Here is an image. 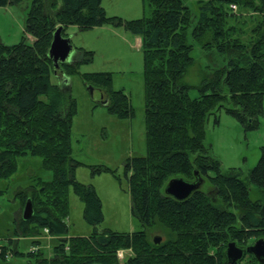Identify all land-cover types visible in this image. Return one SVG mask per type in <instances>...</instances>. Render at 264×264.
Instances as JSON below:
<instances>
[{
	"label": "trees",
	"instance_id": "obj_1",
	"mask_svg": "<svg viewBox=\"0 0 264 264\" xmlns=\"http://www.w3.org/2000/svg\"><path fill=\"white\" fill-rule=\"evenodd\" d=\"M22 1L0 0V7ZM143 1L151 8L150 16L123 22L107 17L101 0H32L23 28L33 38L31 43L0 44V179L16 172L20 156L40 157L53 175L51 181L37 179L16 194L21 209L31 201L33 213L27 221L15 218L14 231L37 238L47 229L55 239L51 257L45 258L40 250L27 253L35 264H226L228 243L245 249L250 239L264 240V146L246 183L241 170L222 171L204 143L205 125L219 110L246 129H253L262 113L264 0H196L194 12L186 0ZM230 5L236 6L237 14ZM248 13L257 20L245 42L239 23ZM105 24L123 26L140 39L142 51L146 153L124 163L130 212L140 226L130 233L97 231L103 219L100 199L91 185L75 179L82 164L71 155L76 102L66 83L50 82L48 49L56 27H63L65 36L68 26L83 31ZM189 27L203 50L223 60L203 69L194 85L184 82L194 64ZM77 50L76 60L60 65L64 76L79 74L86 85L105 93L109 113L130 118L128 96L106 90L109 74L79 73L77 63H89L93 55ZM191 89L196 96H190ZM90 171L92 176L114 175L103 166ZM176 177L188 182L198 177L207 188L175 200L164 188ZM249 183L258 191L255 200L249 197ZM69 188L84 204L83 219L94 226L88 236L66 238ZM156 228L164 234L158 244L147 234ZM121 249H131L133 255L119 262L116 252ZM243 261L256 264L247 253Z\"/></svg>",
	"mask_w": 264,
	"mask_h": 264
},
{
	"label": "rangeland",
	"instance_id": "obj_2",
	"mask_svg": "<svg viewBox=\"0 0 264 264\" xmlns=\"http://www.w3.org/2000/svg\"><path fill=\"white\" fill-rule=\"evenodd\" d=\"M58 2V0H56ZM196 0H186V4L195 11ZM32 0H23L18 5L0 7V44L13 46L21 41L31 43L33 38L24 33V23ZM59 3H57V6ZM101 6L107 17L118 18L123 22L138 20L150 16L151 8L143 0H101ZM232 6V7H231ZM233 6L235 9H233ZM230 10L237 14L235 5ZM257 18L252 13L246 14L240 21L243 40L246 42L251 33L252 24ZM188 41L193 44L192 56L194 64L184 76V82L194 85L203 69L223 64L221 57L212 50H203L190 35ZM73 47L91 51V62H78L79 73H107L110 76L106 90L123 92L128 96L132 107L130 118H118L102 106H94L105 98V93L92 85H86L79 74L67 77L70 94L76 102V113L72 117L70 127V145L72 157L82 165L75 171V179L83 184L91 185L101 202L103 219L96 225L97 231L110 230L118 233H130L140 229L130 212L128 181L125 176L124 163L135 156L146 153L144 126V77L141 45L133 34L123 26L105 24L99 27L80 31L75 26L65 29ZM214 51V50H213ZM77 58V57H76ZM74 58V60H76ZM80 58V57H78ZM69 63V61L67 62ZM61 68V67H60ZM50 75L52 84L62 83L60 72ZM91 89V94L90 90ZM190 96H196L191 89ZM262 113L252 129H246L234 117L224 110H219L216 118L210 117L205 125L204 143L209 146L210 155L220 162L222 171L228 169L241 170L242 179L256 165L260 157V148L264 146V96L262 97ZM103 166L114 173H100L92 176L90 167ZM52 172L43 168L40 157L20 156L16 158V172L7 178L0 179V264H35L34 258L28 256L32 246L42 251L45 258L52 256L55 243L53 237H45L39 243H33V237H22L14 231L15 218L21 217L20 199L16 195L33 185L37 179L51 181ZM207 183L201 190L205 191ZM249 197L258 198V191L253 184H248ZM68 215L65 222L68 226L66 238L88 236L94 226L83 219L84 204L68 189ZM45 235L43 232H41ZM152 240L155 236L164 237L159 229L148 231ZM250 239L247 244L252 245ZM123 254L117 256L124 262L133 255L131 249H121ZM16 252V253H15Z\"/></svg>",
	"mask_w": 264,
	"mask_h": 264
},
{
	"label": "water",
	"instance_id": "obj_3",
	"mask_svg": "<svg viewBox=\"0 0 264 264\" xmlns=\"http://www.w3.org/2000/svg\"><path fill=\"white\" fill-rule=\"evenodd\" d=\"M62 31L63 27L58 26L53 32L52 40L48 49V57L52 63L53 73L57 75L56 73L60 72L62 75V83H67V77L61 72L60 65L71 60L73 47L70 40L62 36ZM91 89L92 88H89L90 94L92 93ZM106 103L107 99L100 101V105L102 106ZM202 184V179L198 177L192 182H188L179 177L172 178L165 185L164 194L175 200L181 201L186 199L194 191L199 190ZM32 213L31 201L27 199L21 209V219L24 221L29 220ZM160 241L161 237L159 236L153 238L155 244H158ZM246 253L254 258L256 264H264V240L258 239L254 244L245 249L237 247L233 242L228 243L225 250L226 264H241Z\"/></svg>",
	"mask_w": 264,
	"mask_h": 264
},
{
	"label": "crops",
	"instance_id": "obj_4",
	"mask_svg": "<svg viewBox=\"0 0 264 264\" xmlns=\"http://www.w3.org/2000/svg\"><path fill=\"white\" fill-rule=\"evenodd\" d=\"M135 38L137 39V42L140 43V39L138 37H135ZM74 58H76V52L75 51H73L72 58L69 62H72L74 60Z\"/></svg>",
	"mask_w": 264,
	"mask_h": 264
},
{
	"label": "built area",
	"instance_id": "obj_5",
	"mask_svg": "<svg viewBox=\"0 0 264 264\" xmlns=\"http://www.w3.org/2000/svg\"><path fill=\"white\" fill-rule=\"evenodd\" d=\"M231 7H232V6H231ZM233 9H235L234 6H233ZM44 232L47 233V230H44ZM66 249H67V248H66ZM116 253H117V256H118V257H121L122 254H123L121 251H117Z\"/></svg>",
	"mask_w": 264,
	"mask_h": 264
},
{
	"label": "flooded vegetation",
	"instance_id": "obj_6",
	"mask_svg": "<svg viewBox=\"0 0 264 264\" xmlns=\"http://www.w3.org/2000/svg\"><path fill=\"white\" fill-rule=\"evenodd\" d=\"M242 263H245V262L242 261Z\"/></svg>",
	"mask_w": 264,
	"mask_h": 264
},
{
	"label": "bare ground",
	"instance_id": "obj_7",
	"mask_svg": "<svg viewBox=\"0 0 264 264\" xmlns=\"http://www.w3.org/2000/svg\"><path fill=\"white\" fill-rule=\"evenodd\" d=\"M44 230H47V229H44Z\"/></svg>",
	"mask_w": 264,
	"mask_h": 264
}]
</instances>
